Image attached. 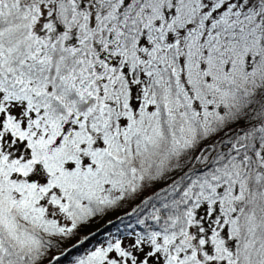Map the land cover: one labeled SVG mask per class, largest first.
<instances>
[{
  "label": "snow or ice",
  "instance_id": "snow-or-ice-1",
  "mask_svg": "<svg viewBox=\"0 0 264 264\" xmlns=\"http://www.w3.org/2000/svg\"><path fill=\"white\" fill-rule=\"evenodd\" d=\"M0 264H264V0H0Z\"/></svg>",
  "mask_w": 264,
  "mask_h": 264
},
{
  "label": "trees",
  "instance_id": "trees-1",
  "mask_svg": "<svg viewBox=\"0 0 264 264\" xmlns=\"http://www.w3.org/2000/svg\"><path fill=\"white\" fill-rule=\"evenodd\" d=\"M150 193H145V195H149ZM129 209H121L120 211L118 212H115L113 213L112 215L104 218V220H101V221H97L96 223H94L93 225H91L90 228L88 229H85L84 230V233H89V232H96L97 230H100V229H103L105 228L106 224H107V221L108 220H115V218L119 215H122L125 211H127ZM83 234V233H82ZM75 243V241H72L70 243Z\"/></svg>",
  "mask_w": 264,
  "mask_h": 264
},
{
  "label": "rangeland",
  "instance_id": "rangeland-1",
  "mask_svg": "<svg viewBox=\"0 0 264 264\" xmlns=\"http://www.w3.org/2000/svg\"><path fill=\"white\" fill-rule=\"evenodd\" d=\"M74 243V242H73Z\"/></svg>",
  "mask_w": 264,
  "mask_h": 264
}]
</instances>
